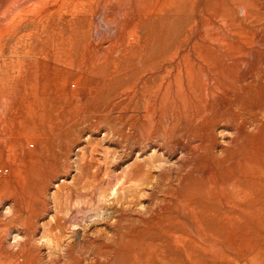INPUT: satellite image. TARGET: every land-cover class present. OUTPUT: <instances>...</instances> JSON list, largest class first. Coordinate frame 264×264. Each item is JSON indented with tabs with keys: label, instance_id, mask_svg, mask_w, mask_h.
<instances>
[{
	"label": "rangeland",
	"instance_id": "rangeland-1",
	"mask_svg": "<svg viewBox=\"0 0 264 264\" xmlns=\"http://www.w3.org/2000/svg\"><path fill=\"white\" fill-rule=\"evenodd\" d=\"M164 262L264 264V0H0V264Z\"/></svg>",
	"mask_w": 264,
	"mask_h": 264
},
{
	"label": "bare ground",
	"instance_id": "bare-ground-1",
	"mask_svg": "<svg viewBox=\"0 0 264 264\" xmlns=\"http://www.w3.org/2000/svg\"><path fill=\"white\" fill-rule=\"evenodd\" d=\"M162 3V2H161ZM201 3V2H200ZM249 10H250V8H246V7H244L243 8V13L245 14V16H249ZM253 16V15H252ZM248 20V19H247ZM179 56V55H178ZM201 57H202V59L203 60H205V61H207V56H204V55H201ZM209 58V57H208ZM177 59H178V57H177ZM210 61V60H209ZM173 63V62H172ZM169 68V66L168 67H165L163 70H164V72L166 71L167 72V69ZM163 75L164 74H162V73H159L158 74V76L161 78V77H163ZM177 77V75H175V78ZM65 85V84H64ZM165 84L164 83H161V86L163 87ZM179 86V85H178ZM167 88H166V92H169L168 90V86H166ZM165 220V219H164ZM57 222V221H56ZM55 222V223H56ZM162 223H165V222H162ZM171 223V222H170ZM173 223V222H172ZM63 225H65V224H63ZM63 225H62V223H61V221L59 220L55 225H53L52 227H51V229H50V227H49V231L51 232V235H52V237H53V239H54V241L56 242V245H55V248H53V249H55V250H58V249H61L62 248V246H63V243H62V235H63ZM167 225V224H166ZM171 225V224H170ZM169 227V226H168ZM173 227V226H172ZM172 227L170 226V228L172 229ZM173 229H175V227L173 228ZM168 230H170V229H168ZM172 231V230H171ZM172 233V232H171ZM173 233H174V231H173ZM169 234V233H168ZM174 234H177V233H174ZM31 236V235H30ZM29 235H27L26 237H22V241H19L18 242V237H15V239L17 240V244H15V245H17L18 246V248H19V252H22V253H25V255H27V256H31L33 259H35V260H40L39 259V257L38 256H36L35 255V251L37 250V247L36 246H34V244H33V241H32V239L33 238H31ZM173 236V235H172ZM33 237V236H32ZM21 238V237H20ZM19 238V239H20ZM177 238V237H176ZM180 237H178V239H179ZM175 241V240H174ZM69 245V244H68ZM147 249H148V251H149V248L147 247ZM141 250V249H140ZM6 251V250H5ZM154 251V250H153ZM19 252H18V254H19ZM155 252V251H154ZM3 253H4V251H3ZM7 253V252H6ZM11 253H13V252H11ZM70 255H73V253H72V251L70 250L69 252H68ZM149 253H151L150 251H149ZM12 255V254H11ZM19 255H21V253L19 254ZM159 255V254H158ZM10 256V255H9ZM148 256V255H147ZM154 257V256H153ZM155 257H156V255H155ZM154 257V258H155ZM159 257V256H158ZM18 258V257H17ZM16 258V259H17ZM146 258V257H145ZM150 258V257H149ZM15 259V258H14ZM9 260H11V258H9ZM19 260H20V258H19ZM156 260H157V258H156ZM15 263H17L16 261H14ZM18 262H20V261H18ZM24 262V261H23ZM139 262V261H138ZM147 262H148V260H147ZM14 263V264H15ZM2 264V263H1ZM22 264V263H21ZM139 264V263H138ZM141 264H143V263H141ZM164 264H166L165 262H164ZM168 264V263H167Z\"/></svg>",
	"mask_w": 264,
	"mask_h": 264
}]
</instances>
